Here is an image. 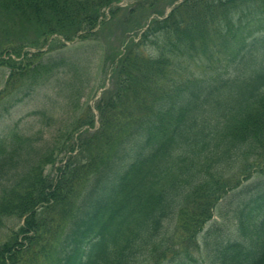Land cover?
I'll use <instances>...</instances> for the list:
<instances>
[{"label": "trees", "instance_id": "trees-1", "mask_svg": "<svg viewBox=\"0 0 264 264\" xmlns=\"http://www.w3.org/2000/svg\"><path fill=\"white\" fill-rule=\"evenodd\" d=\"M122 1L0 0V12L70 43ZM143 32L113 58L97 128L88 110L62 148L63 134L46 150L0 139V264H264V0H183ZM0 66L13 104L58 68L72 76L22 48ZM242 163L258 177L241 187L229 176Z\"/></svg>", "mask_w": 264, "mask_h": 264}, {"label": "rangeland", "instance_id": "rangeland-1", "mask_svg": "<svg viewBox=\"0 0 264 264\" xmlns=\"http://www.w3.org/2000/svg\"><path fill=\"white\" fill-rule=\"evenodd\" d=\"M141 1L123 0L118 5L113 4L110 8L102 10L103 16L99 25L88 38L81 39V35H87L81 33L70 43H65L57 36L44 40L34 24L27 23L15 15L0 12V53L22 48L23 52L30 54L33 62L37 59L42 64H58L59 61H65L72 70L70 76L66 69H56L59 71L47 77V82H39L30 97L22 102L13 104L17 91L5 98L2 96L0 139L11 138L13 135L30 136L35 139L38 147L46 150L63 134L64 139L60 143L62 148L70 138L75 143L78 135L87 129L78 128L77 131L76 128L82 120L87 119L88 110L93 113L97 128L98 112L95 107L113 87L114 69L117 65L113 58L124 49L127 41L136 40L153 20L167 17L183 0H152L153 8H145L144 5L139 7L138 4H143ZM4 57L6 58V54ZM14 60L19 64L22 59ZM9 74L6 66H0V92L5 88ZM5 109L8 111L5 112ZM60 164L57 162L55 166L47 167V173L55 176ZM243 168L244 163L229 176L234 178V181L238 180L241 187L247 184L243 181V176L258 177V174L248 169L243 174ZM218 215L217 209L215 220ZM16 226L14 221L8 223L9 230ZM202 236L199 239L201 242ZM197 258L199 264H206L203 254Z\"/></svg>", "mask_w": 264, "mask_h": 264}]
</instances>
